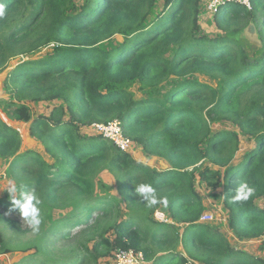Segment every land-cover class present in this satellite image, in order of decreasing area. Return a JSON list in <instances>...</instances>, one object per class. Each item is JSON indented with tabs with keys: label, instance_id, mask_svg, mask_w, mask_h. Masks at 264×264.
I'll return each mask as SVG.
<instances>
[{
	"label": "trees",
	"instance_id": "1",
	"mask_svg": "<svg viewBox=\"0 0 264 264\" xmlns=\"http://www.w3.org/2000/svg\"><path fill=\"white\" fill-rule=\"evenodd\" d=\"M78 1L0 0V72L14 58L54 45L52 53L10 73L12 96L0 102L13 121L32 122V136L54 161L32 151L19 155L21 136L0 117V158L10 161L9 178L18 188L36 191L43 219L41 238L26 249H11L1 233L0 257L19 252L13 264H99L122 248L143 252L153 264H186L183 245L200 264H264V257L237 250L201 221L207 206L197 189V183L222 184L231 233L241 242L264 238L258 204L264 198V0H251L252 10L222 5L213 15L221 33L200 38L193 34L203 0H165L157 14L158 0ZM251 24L263 38L256 51L241 37ZM196 75L216 78L219 87ZM172 76L177 79L162 94L158 84ZM136 83L147 99H135L130 90ZM55 101L63 105L33 120L30 103ZM115 119L147 156L165 159L170 169L158 171L100 135H83ZM225 122L255 143L239 163V134L212 127ZM104 171L117 194L100 177ZM241 182L254 194L233 203ZM141 183L151 184L167 204L147 207L135 192ZM10 199L0 197V222L21 231L27 223L10 211ZM160 209L175 224L154 220ZM59 244L72 253L53 259Z\"/></svg>",
	"mask_w": 264,
	"mask_h": 264
},
{
	"label": "rangeland",
	"instance_id": "2",
	"mask_svg": "<svg viewBox=\"0 0 264 264\" xmlns=\"http://www.w3.org/2000/svg\"><path fill=\"white\" fill-rule=\"evenodd\" d=\"M84 0H79L77 3L81 5ZM214 0H203L202 2V9L200 13V29L193 34V37H206V36H215L221 33L219 31L218 27L215 24L214 21V14L216 12H213L214 9H211L210 3ZM166 5L165 0H158V6L156 9V13L162 11L164 9V6ZM252 10V8L250 9ZM215 11V10H214ZM218 11V10H217ZM261 33L257 30V28L251 24L249 25L245 31L241 34V37L244 39L246 43H248V50L252 46H256V50L262 47V36ZM114 40H122L121 36H115ZM54 45H51L48 48L42 49L37 53H33L31 55L27 56H19L17 58L12 59L5 70L0 72V102L2 101H8L11 98V92L6 85V82L8 80V77L10 73L18 67L20 63L29 61V60H38L43 57H45L47 54L53 52ZM260 54V52H259ZM258 54V55H259ZM174 55L173 52L169 54V58H171ZM195 79H198L200 82L205 83L207 85L213 86L215 88L219 87V81L209 75H196L194 76ZM177 79L176 76H172L170 79L163 81L162 83L158 84V89L162 94L167 92V87L171 85V82ZM140 84L136 83L131 88V92L135 93V99L136 100H143L147 99V90L144 92L139 89ZM149 92V91H148ZM157 97V96H156ZM63 105V102L61 101H55L54 103H30L31 110L33 112V120L37 119L39 116H50L53 109H55L58 106ZM0 117L3 122L8 124L10 127L17 130L21 136L22 144L20 148L19 155L26 154L28 152H36L40 155H42L48 162L54 163L53 160L46 154V149L42 145V143L38 142L31 133V124L26 122H16L13 121L8 117L6 112L3 111V106H0ZM215 130H230L233 132H236L239 134V140L241 143V152L237 156L236 163H239L245 153L248 149H250L252 146H254V142L247 141V139L241 134V131L234 127L232 123H222V124H216L212 126ZM85 136H95L94 131L90 128L87 132V129H83ZM135 143V141H134ZM135 148L132 150V155L134 160H137L141 162L144 165L150 166L153 169H156L158 171H165L170 169V166H167V161L165 159L155 157V156H147L142 147L140 145H137L135 143ZM9 168H10V161L0 158V197L9 196L7 193V188L9 185V182H12L9 178ZM216 169L218 167H215ZM100 177L107 183L114 185L115 190L113 191L114 194H117L118 191L115 186V180L111 178L110 175L106 171H104ZM197 189L200 193L201 198L204 201V204L207 206V211L205 215H208L209 219L204 221L205 223H208L212 229L218 233H222L229 239V241L235 245L237 250L248 253L249 255L253 257H264V245H261L262 242H259L258 240L255 241H247V242H241L239 241L233 233L229 230L228 224H227V214L223 205V185L221 184L219 187L211 188L208 187L205 183H197ZM17 196V194H16ZM15 196V197H16ZM258 204L261 206V208L264 209V198L258 201ZM122 212L126 213V207L124 204H122ZM3 212H6V210H2ZM156 212L159 213V215L154 214V220L158 221L159 223H165V224H175L174 221L169 217L167 211L165 209L157 210ZM6 214L5 216H7ZM116 220V217L112 219L110 222L109 232L107 234L108 237L111 239H115V231L113 230L114 221ZM109 223V222H108ZM21 231L13 229L11 225L8 224L7 221H1L0 222V239H1V233L5 236L6 241L8 245L13 250H22L26 249L30 246H32L35 242L38 241L41 237L38 233H33L32 229L28 225H22ZM185 227L181 230V235H183L185 232ZM92 245V244H91ZM59 251L57 254L51 253V257L53 259L58 258L60 255L61 257H66L72 253V250L70 248H65L64 244L58 245ZM124 249L118 248L115 251H112V254L110 257L99 260V264H117L116 256L120 251H123ZM179 252L183 253L185 256H187L188 261H192L194 264H200L196 260L191 259L188 257L189 253L185 249L183 245H180ZM16 255L10 256H2L0 257V264H13V262H18L20 260V253L15 252ZM146 264H153L152 261H146Z\"/></svg>",
	"mask_w": 264,
	"mask_h": 264
},
{
	"label": "clouds",
	"instance_id": "3",
	"mask_svg": "<svg viewBox=\"0 0 264 264\" xmlns=\"http://www.w3.org/2000/svg\"><path fill=\"white\" fill-rule=\"evenodd\" d=\"M129 139L131 140V138ZM132 142L134 143L133 140ZM134 148H135V144H134ZM129 152H132V150ZM124 153H128V152H124ZM17 192L20 193L19 199L15 198ZM135 192L138 194L139 197L142 198L143 201H146L147 207L155 206L158 203H163L165 205L167 204V198L159 197L157 194V190L151 184L141 183L138 186H135ZM7 193L11 198L10 200H11L12 208L10 209V211L18 210L19 215L21 216L23 222L27 223V225L32 229L34 234L38 233L40 230V226L43 223V219H42L41 207H40L42 201L36 194V191L34 189L30 191H23L20 188H18L14 182H9ZM253 194H254V188L251 187L247 182H241L236 188L235 194L232 195L231 202L233 203L246 202L253 196ZM154 214L159 215L158 212Z\"/></svg>",
	"mask_w": 264,
	"mask_h": 264
},
{
	"label": "built area",
	"instance_id": "4",
	"mask_svg": "<svg viewBox=\"0 0 264 264\" xmlns=\"http://www.w3.org/2000/svg\"><path fill=\"white\" fill-rule=\"evenodd\" d=\"M226 4H240L248 8H251V0H214L211 1L210 7L214 9L213 12ZM91 129L96 135H100L104 139L112 142L120 151L129 152L133 150L134 143L130 140L123 131V123L119 120H113L108 123H96L91 126ZM209 219L208 215H204L201 219L202 222ZM264 245V238L258 240ZM117 264H146V258L143 252L136 251L134 249H128L120 251L117 256ZM186 264H194L192 261H188Z\"/></svg>",
	"mask_w": 264,
	"mask_h": 264
},
{
	"label": "water",
	"instance_id": "5",
	"mask_svg": "<svg viewBox=\"0 0 264 264\" xmlns=\"http://www.w3.org/2000/svg\"><path fill=\"white\" fill-rule=\"evenodd\" d=\"M264 148V144L261 146V149Z\"/></svg>",
	"mask_w": 264,
	"mask_h": 264
},
{
	"label": "crops",
	"instance_id": "6",
	"mask_svg": "<svg viewBox=\"0 0 264 264\" xmlns=\"http://www.w3.org/2000/svg\"><path fill=\"white\" fill-rule=\"evenodd\" d=\"M167 166H170L169 164H167ZM169 170V169H168ZM166 171V170H165Z\"/></svg>",
	"mask_w": 264,
	"mask_h": 264
}]
</instances>
